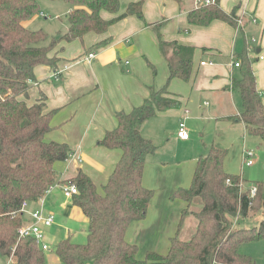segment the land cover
Masks as SVG:
<instances>
[{
    "label": "trees",
    "instance_id": "1",
    "mask_svg": "<svg viewBox=\"0 0 264 264\" xmlns=\"http://www.w3.org/2000/svg\"><path fill=\"white\" fill-rule=\"evenodd\" d=\"M145 1L131 3L125 13L105 21L101 12L117 14L119 0H64L73 8L66 16L68 28L64 34L49 38L42 30L23 26L39 12L37 0H0V256L12 259L14 264H46L44 252L32 238L19 239L17 229L28 221L19 212L24 202L36 203L50 186L58 183L54 165L72 155L67 145L45 141L54 113L47 111L45 96L40 93L33 104H27L35 81L34 69L41 65L55 67L58 59L49 53L61 42L81 40L91 32L103 34L128 16L144 22ZM215 20L237 25L234 11L225 14L219 0L217 5L201 6L187 15L190 25L207 26ZM148 26L156 33L158 50L169 72L168 82L174 78L189 81L194 48L164 40V22ZM107 43L108 39L95 46ZM236 60L240 61V78L233 80L232 89L241 100L237 119L249 136L264 143V102L256 88L248 48ZM177 107L179 102L169 96L165 87L152 91L142 105L131 111L115 114L116 128L97 145L119 150L121 157L101 193L81 171L62 183L76 186L77 194L71 201L88 222L85 244H74L66 238L54 246L61 264H250L239 247L245 241L264 238V184L247 185L239 175L226 173V151L215 147L197 160L190 186L178 188L173 194L186 205L178 227L187 216L195 220L191 237L180 240L177 232L165 255L147 252L142 260L137 258V246L125 239L129 225L145 218L154 195L153 190L143 186L142 177L147 157L157 148L142 136L141 127L158 111ZM251 187L256 188L253 197ZM196 200L200 209L190 211ZM257 210V228L241 229L234 224V220Z\"/></svg>",
    "mask_w": 264,
    "mask_h": 264
},
{
    "label": "crops",
    "instance_id": "2",
    "mask_svg": "<svg viewBox=\"0 0 264 264\" xmlns=\"http://www.w3.org/2000/svg\"><path fill=\"white\" fill-rule=\"evenodd\" d=\"M138 1L119 0L118 13L101 12V18L105 21L112 20L125 13L131 3ZM194 8V0H181L180 4L173 0H146L142 6L144 22L135 16H128L112 24L103 34L91 32L81 40L61 42L49 53L50 57L56 56L58 59L56 66L41 65L34 69L35 81L28 92L27 104H33L40 93L45 96L47 111H54L50 122L51 130L45 135V141L65 144L72 152L67 161L54 165L58 183L72 179L81 171L92 180L97 191L101 193V187L108 181L121 157V151L105 149L98 146L97 142L108 131L116 128L117 112H129L142 105L152 91L166 87L169 96L175 98L179 106L182 104L185 107L194 98L210 100L211 105L206 102H203V105L209 108L208 113L212 118L226 122L229 128L237 126V123H241L237 119L241 112V100L239 94L232 89V83L234 79L240 78V68L234 67L233 63H240L236 60L237 56L246 52L247 48L248 58L253 61L256 88L264 102V61L257 60V55H264V0H219V8L225 14L230 15L234 11L236 18L242 17L241 26L220 20H215L207 26L190 25L187 15ZM66 10L67 16L72 9ZM39 15L45 16L42 12ZM37 19L36 14L24 22L23 26L31 30ZM163 22L161 34L164 40L194 48L191 78L185 85L190 84V89H184V81L177 78L168 82L169 72L158 50L156 33L148 26ZM67 28L68 24L64 25L63 32L59 31L56 37L64 34ZM107 39V45L96 48L95 45ZM253 40L255 42H252ZM90 53H95V58L88 61L86 58ZM174 95H180L181 99ZM172 110L158 111L154 117L147 120L141 127L142 136L151 141L144 134L148 130L147 122L155 120L162 126L164 120L179 116V113ZM183 112L186 113L187 109ZM241 124L245 130L243 123ZM189 139L190 137L183 141L176 136L172 137V142L182 145L188 143ZM245 149L244 146L241 158ZM196 163L197 160L193 162L192 176ZM55 190L62 192L60 188H55L45 195L42 205L29 203L28 210H35L40 206L45 214L53 216L54 223V213L45 212L43 208L48 204L51 206L48 202L54 200ZM70 202L72 204L71 199ZM56 206L62 208L63 212H71L70 218L88 222L82 211L73 204L69 205L66 200L53 207ZM185 207L183 202L178 224ZM196 207L195 210L198 211L200 206ZM158 221L162 233L168 232L163 241L167 239L170 244V239L177 232L178 237L180 236L178 224L171 223L168 226L162 218H158ZM195 225V221L188 225L186 221L184 237L182 235L183 239L181 236L179 238L187 241L193 234ZM52 227L53 224L43 228L49 249L52 245L47 231ZM162 233L142 220L140 223L129 225L125 239L137 246V258L142 260L141 247L147 249L146 253L160 251L157 244L151 242Z\"/></svg>",
    "mask_w": 264,
    "mask_h": 264
},
{
    "label": "rangeland",
    "instance_id": "3",
    "mask_svg": "<svg viewBox=\"0 0 264 264\" xmlns=\"http://www.w3.org/2000/svg\"><path fill=\"white\" fill-rule=\"evenodd\" d=\"M38 6V19L32 24L31 30H42L49 35V38L56 37L59 31L63 32L64 25H67L65 10L66 8V11L69 9L64 0H39ZM40 12L44 13L48 18L45 19V16L40 17ZM186 84L184 82V89H190V84L185 86ZM178 96L181 99V96ZM178 96L174 95L176 98H179ZM203 102L208 105L212 104L210 100L194 98L189 101L187 107L181 104V106L173 109L172 111L179 113V116H171L170 119L164 120L162 126H159L155 120L147 122L148 130L144 134L151 139V142L158 150L154 155L147 157L145 164L147 171L144 168L145 172H143L142 184L154 191L147 214L143 220L144 223L148 222L159 233H162V231L158 218L166 221L168 226L171 223L178 224L183 200L174 197L173 194L177 188H188L190 186L193 162L200 157H204L211 146L226 151L224 163L226 173L241 175L246 180L247 185L264 184V143L256 137L249 136L242 128L241 123L229 128L226 122L212 118L208 113L209 108L205 107ZM185 109H187L186 113L183 112ZM180 122L184 124L185 130L190 137L189 142L182 145L172 142V137L177 136ZM244 146L253 154V164L250 167H246L242 163L241 151ZM59 193L61 194L59 195ZM62 194L60 190H57L54 200L48 202L51 206L48 204L43 208L45 212H52L55 215L53 227L47 231L52 246L49 251L44 252L46 264H60L55 254L54 246L61 240L69 238L74 244H85L87 240L86 221L70 218L71 212H63L62 208L53 207L64 200L69 205H72L70 202L71 198H65ZM198 205L199 201L196 200L192 204L190 211H196L195 209ZM39 208L41 207L38 206L37 209ZM258 212V210L252 211L248 216L241 217L239 220L237 219L238 221L234 220V224L241 229L257 228L260 221ZM24 217L26 218L27 216L25 215ZM186 221L188 225L195 220L191 216L184 218L182 225L180 228L178 227L180 229L179 235L182 239ZM136 222L140 223L142 220ZM167 233L164 232L156 236L151 242L152 244H157L160 251L156 253L160 255L168 252L169 244L167 239L163 241ZM146 251L147 249L144 247L140 248L142 259L145 258ZM239 252L250 259V264H264V238L243 242L239 247ZM0 264L14 263L11 259L0 256Z\"/></svg>",
    "mask_w": 264,
    "mask_h": 264
},
{
    "label": "built area",
    "instance_id": "4",
    "mask_svg": "<svg viewBox=\"0 0 264 264\" xmlns=\"http://www.w3.org/2000/svg\"><path fill=\"white\" fill-rule=\"evenodd\" d=\"M195 8L197 9L201 6H211L217 5V0H194ZM73 9L69 6V10ZM72 12V11H71ZM243 19L242 17L236 18V23L238 26L242 25ZM252 42H255L254 40ZM95 58V53H90L87 55L88 61ZM257 60L264 61V55L259 54L257 55ZM204 65V64H202ZM233 66L236 68L240 67L239 62H234ZM177 137L180 140H187L189 138L188 132L185 130L184 124L180 123L177 131ZM253 154L250 150L245 149L242 154V162L246 167H250L253 164L252 160ZM227 184L229 181L227 180ZM55 188H60L62 190L63 195L66 198H71L75 194H77V188L73 184H60L55 183L54 185L50 186L44 193V195L38 199L36 203L42 205L44 201L45 195L49 194ZM250 197H253L256 193V188H250ZM28 202H24L20 209V214L28 216V221L25 222L21 227L17 229V235L20 238H32L34 240L35 245L40 248L43 252L49 251V245L45 241V235L43 232V228H48L53 224V216L50 214H45L42 208L35 209L32 211L28 210Z\"/></svg>",
    "mask_w": 264,
    "mask_h": 264
}]
</instances>
